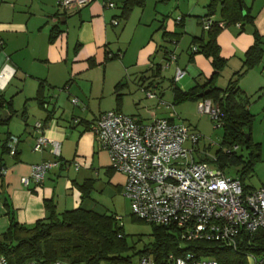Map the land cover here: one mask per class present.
Segmentation results:
<instances>
[{
	"label": "crops",
	"instance_id": "crops-1",
	"mask_svg": "<svg viewBox=\"0 0 264 264\" xmlns=\"http://www.w3.org/2000/svg\"><path fill=\"white\" fill-rule=\"evenodd\" d=\"M105 1L92 0L84 8L61 13L56 0H0V95L6 101L3 110L12 118L16 114L14 98L22 95L21 117L25 122L29 117V102L35 103L38 108L35 124L42 123L43 135L59 146L57 159L51 144L41 152H34L35 137L39 135L34 130L35 125L30 130L19 129L17 135L10 131L3 133L0 158L5 173L0 178V217L4 202L9 204L16 221L24 225H33L46 217L44 200H51L58 214L78 207L97 212L86 204L93 201L91 194L88 199H80L77 186L88 178L85 172L73 170L75 164L88 171L105 169L108 183L116 185L121 192L125 176L120 173L116 178L109 166L108 154L97 144L91 125L101 113L112 110L143 123L160 119L159 115L152 114L151 119L145 121L133 113L139 99H134L127 81L129 78L131 82L134 75L140 86L155 93L160 85L156 79L165 80L161 72L165 49L174 51L176 67L186 73L180 81L186 75L192 78L177 87L179 90L209 84L212 75L209 59L191 53L190 48L193 39H205L206 30L201 22L208 13L210 0H176L178 4L171 13L168 9L172 0H152V12L146 18V0L142 6H134L125 17L121 9L123 0H111L114 8L106 7ZM242 3L252 22L220 28L216 41L226 65L212 85L226 88L233 75L242 69L245 52L258 37L262 59L238 80L237 87L249 112L252 103L257 102L264 114V0H242ZM159 6L162 9H158ZM136 9H140L139 12ZM209 18L212 22L221 20L218 8ZM53 29L59 34L50 42ZM118 83L122 86L116 89ZM39 86L42 106L35 101ZM12 87L14 93L7 96L6 91ZM162 96L160 93L156 104L171 109L161 101ZM72 100L77 103L73 104ZM163 118L175 122L174 113L165 114ZM10 135L19 139L15 157L1 154V146ZM55 160L60 164L51 168L40 186L21 184V178L29 175L32 165ZM6 223V219L0 218L1 230Z\"/></svg>",
	"mask_w": 264,
	"mask_h": 264
},
{
	"label": "built area",
	"instance_id": "built-area-1",
	"mask_svg": "<svg viewBox=\"0 0 264 264\" xmlns=\"http://www.w3.org/2000/svg\"><path fill=\"white\" fill-rule=\"evenodd\" d=\"M92 0H56L61 13L71 9H81ZM104 5L114 8L111 0ZM112 23L117 25V21ZM202 27L208 30L213 23L209 17L202 19ZM223 28V23H218ZM192 52L196 50L191 47ZM176 61L174 51L166 50L164 65ZM185 71L176 67L173 82L185 76ZM1 77V75H0ZM146 98L153 99L155 93L145 90ZM73 104L77 100H72ZM200 114L221 123L220 109L211 100L197 102ZM38 132L32 150L41 152L48 144L53 145L55 158L59 157V146L44 135V127L38 122L34 126ZM97 144L108 154L109 166L114 172L125 176L122 194L129 202L132 215L140 221L152 225L172 226L180 231L182 239L220 243L235 249L241 234H253L264 230V187L245 192L239 179L226 175L222 170L210 169L207 162L195 161L192 157L200 135L182 123L169 119H154L143 123L138 119L118 111L101 113L91 125ZM19 140L10 137L7 148L10 156L15 155ZM190 144L186 149L184 145ZM233 149H237L234 146ZM214 160V158L212 159ZM59 161H44L34 164L27 177L20 182L40 186L51 168ZM77 164L75 169L77 170ZM1 177L5 169L1 172ZM249 257V256H248ZM255 264H262L256 261ZM0 264H9L0 255ZM25 264H40L35 260ZM51 264H69L56 260ZM138 264H156L149 255L139 257ZM164 264H218L214 259H196L193 254L184 256L169 254Z\"/></svg>",
	"mask_w": 264,
	"mask_h": 264
},
{
	"label": "trees",
	"instance_id": "trees-1",
	"mask_svg": "<svg viewBox=\"0 0 264 264\" xmlns=\"http://www.w3.org/2000/svg\"><path fill=\"white\" fill-rule=\"evenodd\" d=\"M142 4L143 0H123L122 15L125 17L134 6ZM217 8L221 20L211 24L206 30L205 39L201 37L192 40V45L196 47L194 52L190 48L191 53H199L209 59L212 67L209 84L200 88L193 86L185 91L172 85L173 101L198 102L209 99L220 109L223 115L220 123L223 128L220 148L215 152L214 160L205 158L198 161L213 163L226 175L239 179L244 191L250 192L255 189L245 185V182L253 175L260 145L253 143L251 139L250 129L254 116L247 109L246 100L241 95L237 82L248 70L260 63L263 50L260 39L256 37L245 52L242 69L233 75L226 88L219 89L213 86L214 78L226 65V60L220 56L216 41L220 31L218 23L226 26L252 22V17L243 7L242 0H210L207 5L208 13L204 18L213 15ZM58 34L59 32L53 29L49 41H54ZM174 42L177 43L175 40ZM165 51L166 49L164 53ZM121 86L122 83H118L116 89ZM39 87L35 101L42 106V89ZM5 103L3 96L0 95V112L4 109ZM7 123L0 121V124ZM10 137L12 136H8L6 143L1 146L2 155L9 154L7 142ZM234 146H237V149L239 146L247 148L248 157L243 158L237 154ZM16 153L12 157H15ZM3 169L5 166L2 165L0 158V172ZM262 186L264 187V183ZM92 187L93 182L88 179L77 186L81 201L89 198ZM4 207L9 225L2 234L0 255L4 256L9 264H25L29 260H35L40 264H51L56 260H63L69 264H131L132 257L129 255L131 248L127 246L123 229L113 214L97 213L82 207L58 214L53 202L44 200L46 217L33 225H24L16 221L7 202H4ZM150 225L152 242L133 255L139 257L149 255L156 264H164L169 254L184 256L186 253L193 254L196 259H214L218 264H247V257L251 255L257 262L262 261L264 264V230H258L253 234H241L237 247L232 249L220 243L182 239L180 231L172 226Z\"/></svg>",
	"mask_w": 264,
	"mask_h": 264
},
{
	"label": "rangeland",
	"instance_id": "rangeland-1",
	"mask_svg": "<svg viewBox=\"0 0 264 264\" xmlns=\"http://www.w3.org/2000/svg\"><path fill=\"white\" fill-rule=\"evenodd\" d=\"M177 1H171V8L168 9L169 13L174 11L173 9L175 7V4H178ZM151 2L152 0H146V8L144 12L145 18L148 17V14L150 12H152L151 10L153 4ZM158 9H162V7L159 6ZM136 10L137 12H139L140 9ZM155 27L156 25L154 24L153 28ZM171 47V49H173V46ZM175 63L176 62H173L169 67L164 68L161 71L162 76H164L165 80L159 78L156 79L160 85L159 88L156 89V95L154 97V100H149L148 98H146L145 90L148 89L140 86L137 82V79L134 80V75L131 76V82L128 78L127 82L129 84L130 89H132V96L136 100L139 99V104L133 113L135 115H140V117L145 121L150 120L152 114H157L159 115L157 116L158 118H163V115L165 114L168 115L170 113H174V121L176 123H182L187 126L191 131L196 132L200 135V140L198 141V144L194 147V152L192 153V157L194 158V160L198 161L199 159L205 158L211 160L214 158L215 152L220 148L223 137V128L216 122L211 121L209 116L200 114L198 112L197 103L195 101H184L178 103L173 102L174 99L172 97L173 93L171 88L172 82H170V80L172 76L174 77V72L177 66V64ZM162 65H164V61ZM188 78H190L189 80L192 81L191 76L186 75V77L182 81H178V83H174V85L176 87L182 86ZM13 90L14 87H12L11 89L9 88L5 94L7 96H10L12 93H14ZM148 91L153 92V90ZM160 93H163V98L161 101H163L165 105H169L171 109L166 110L164 105L156 104L158 98H160ZM19 96V98H14V109L16 110V114L12 116V118H10L7 124L0 125V139L3 137V133L5 131H10L11 133L17 135L18 132L16 131H19V129L26 128L30 130L33 125H35V121L38 120L35 115V112H37L38 108L35 103L29 102L27 108L29 117L24 122V119L21 117L23 97L22 95ZM257 98L258 97L255 96V100H257ZM252 104L253 105L252 108H250V113L255 115V117L250 129V135L253 143L260 144V151L258 152L259 158L256 161L253 175L251 178H248L246 180L245 185L250 186L253 189H258L264 183V114L260 108V103L253 102ZM249 105H251V102L249 103ZM130 106L132 108L134 107V105L132 104ZM184 147L186 149H189L190 144L187 142ZM236 153L241 155L243 158H247L249 150L244 146H239V148L236 150ZM208 166L210 169L217 168L213 163L210 162H208ZM72 168L73 170H75V172L77 170L80 171L79 173H82V171L85 172L87 174L86 177L88 178V180H91L93 182V187L90 192L93 201H90L91 203L87 202V206L93 207L97 212L113 214L116 216V219L118 220V225L122 227L123 232L125 234V242L127 246L131 248V252L129 253V255L132 257L131 264H138L139 256L133 255V253L141 251L144 247H147L152 242L151 225L138 220L132 215L129 202L123 196L122 190L120 192L115 187L116 185L108 183L109 178L105 175V169H101L97 172H94L92 170L88 171L86 168H83V166H78L77 170L75 169V165ZM115 175L118 179L120 173L115 172ZM3 209L4 212L3 214H1L0 218L6 219L7 223L2 230L0 229V242L3 241L2 234L5 232L9 225V218L6 214L5 207H3ZM247 264H255L253 258H251L250 256L247 257Z\"/></svg>",
	"mask_w": 264,
	"mask_h": 264
},
{
	"label": "water",
	"instance_id": "water-1",
	"mask_svg": "<svg viewBox=\"0 0 264 264\" xmlns=\"http://www.w3.org/2000/svg\"><path fill=\"white\" fill-rule=\"evenodd\" d=\"M240 8L242 9V7L240 6ZM202 94L199 95V97H201ZM10 118V114L6 111V110H1L0 112V121L2 122H6L8 121Z\"/></svg>",
	"mask_w": 264,
	"mask_h": 264
}]
</instances>
